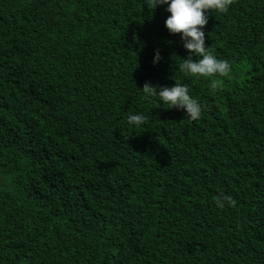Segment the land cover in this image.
Returning a JSON list of instances; mask_svg holds the SVG:
<instances>
[{"label":"trees","instance_id":"trees-1","mask_svg":"<svg viewBox=\"0 0 264 264\" xmlns=\"http://www.w3.org/2000/svg\"><path fill=\"white\" fill-rule=\"evenodd\" d=\"M145 3L0 0V264H264V0L208 13L222 77ZM175 81L201 118L140 89Z\"/></svg>","mask_w":264,"mask_h":264},{"label":"clouds","instance_id":"clouds-1","mask_svg":"<svg viewBox=\"0 0 264 264\" xmlns=\"http://www.w3.org/2000/svg\"><path fill=\"white\" fill-rule=\"evenodd\" d=\"M231 0H146V6L154 9L162 5L169 13L163 23L170 33H179L182 47L186 54L182 57L178 67L184 74L195 77L225 76L231 66L228 60L221 59L209 51L205 45V32L203 26L208 20V13L215 10L219 13L227 11ZM159 60V52L154 50L152 62ZM177 66V65H176ZM221 84L219 79L209 81V89L215 91ZM142 93L152 97L155 104L166 105L182 109L184 115L190 120H197L202 116L203 105L190 95L188 85L175 81L171 85H155L145 82L140 87ZM147 117L142 112L128 113L127 125L134 131L142 126ZM233 198L225 193H219L214 198L217 208L233 205Z\"/></svg>","mask_w":264,"mask_h":264}]
</instances>
